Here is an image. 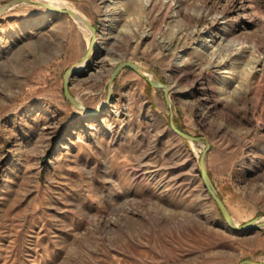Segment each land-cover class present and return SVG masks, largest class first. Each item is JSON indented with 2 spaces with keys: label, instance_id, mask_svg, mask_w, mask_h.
<instances>
[{
  "label": "rangeland",
  "instance_id": "1",
  "mask_svg": "<svg viewBox=\"0 0 264 264\" xmlns=\"http://www.w3.org/2000/svg\"><path fill=\"white\" fill-rule=\"evenodd\" d=\"M10 0H0V6ZM19 1L0 13V264L264 261V0ZM109 14H106V9ZM96 55V57L94 56ZM108 98V101H107ZM101 106V107H100Z\"/></svg>",
  "mask_w": 264,
  "mask_h": 264
},
{
  "label": "water",
  "instance_id": "2",
  "mask_svg": "<svg viewBox=\"0 0 264 264\" xmlns=\"http://www.w3.org/2000/svg\"><path fill=\"white\" fill-rule=\"evenodd\" d=\"M19 1H25V2H31V3H37L40 5L45 6L46 8L53 10V11H58V12H64L67 14H70L71 16H73L74 18H79L81 19L83 22H85L92 30V35H91V41H94L96 39V32H97V27L89 20L87 19L85 16H83L82 14H80L79 12L74 11L73 9L67 8V7H55L52 4H50L49 2H47L46 0H10L9 2L5 3L4 5L0 6V13L6 9L7 7L11 6L12 4H15ZM85 56V55H84ZM96 57V55H94ZM85 57H83L82 59H84ZM77 64L72 65L71 67H69L66 72H65V76H64V89H65V93L67 95V97L70 99V101L75 104V105H81L82 103H80L77 98L75 96L72 95L71 91H70V77L80 71L83 70L84 67L88 66V62L84 65V67L80 68L77 67ZM132 67L133 69H135L136 71H138L141 75L145 76L148 80V82L155 86V87H159V88H163L164 92H165V97H166V101L169 104V106L171 107V125L172 128L174 129V131L178 134H180L181 136L187 138V139H191V140H200L203 139L206 143L205 148L203 149L201 156H200V166H201V173L203 176V180L206 184V187L208 189V191L210 192V194L212 195L213 199L215 200V202L217 203V205L219 206L220 210L223 213V216L225 218V220L227 221V223L234 229L237 230H248V229H252V228H257L260 226L264 225V220H259V219H252L250 221H247L245 223L239 224L237 222H235L233 215L231 214L227 204L225 203V201L222 199V197L220 196V194L218 193L216 186L214 185V182L211 178V175L208 171L207 168V164H206V154L208 151V148L210 146V141L204 137V136H196L193 135L185 130H183L182 128H180L175 119H174V111L172 109V98L170 95V90L171 87L168 83H165L163 81H161L160 79L157 78H153L148 76L147 74H145L139 67L141 66L138 62L131 60V59H123L121 60L113 69L110 79H109V94H111V86L113 84V81L115 79V77L117 76V74L124 68V67ZM108 101V98H107ZM87 108V106H86ZM90 112H94L93 109L90 110ZM239 264H264V261H257V260H252V259H245L243 261H241Z\"/></svg>",
  "mask_w": 264,
  "mask_h": 264
},
{
  "label": "bare ground",
  "instance_id": "3",
  "mask_svg": "<svg viewBox=\"0 0 264 264\" xmlns=\"http://www.w3.org/2000/svg\"><path fill=\"white\" fill-rule=\"evenodd\" d=\"M47 2H49L50 4H52L53 6H55V7H64V4H63V2L61 1V0H46ZM74 11H76V12H79L77 9H75V8H72ZM109 9L110 8H107L106 9V14L108 15L109 14ZM76 19H79V18H76ZM80 20V23L84 26V28L85 29H87L90 33H91V35H92V30H91V28L85 23V22H83L81 19H79ZM96 40H94V41H91L90 42V44H89V47H88V49H87V52L85 53V58L84 59H82L81 61H79L78 62V64H77V67H80V68H82V67H84V65L88 62V60H90V58L92 57V55H93V52H94V49H95V46H96ZM145 74H147L148 76H150V77H152V74L149 72V71H147L146 69H144L142 66H140L139 67ZM80 103H82L79 99H77ZM76 106H78V107H81V108H84V109H86L87 111H90L91 109L90 108H86V106L82 103V106L80 105H76ZM101 107V106H100ZM94 110V112H97V110H95V109H93Z\"/></svg>",
  "mask_w": 264,
  "mask_h": 264
}]
</instances>
